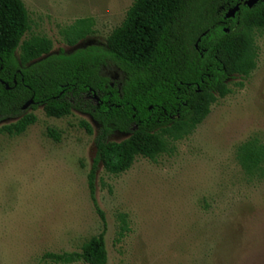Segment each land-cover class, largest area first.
I'll return each instance as SVG.
<instances>
[{"label": "rangeland", "instance_id": "374dc122", "mask_svg": "<svg viewBox=\"0 0 264 264\" xmlns=\"http://www.w3.org/2000/svg\"><path fill=\"white\" fill-rule=\"evenodd\" d=\"M22 1L31 19L27 36L49 38L53 52L73 49L66 31L80 19L92 20V33L76 46H105L134 2ZM257 45L256 69L230 80L232 93L176 143L173 155L137 157L118 176L98 167L107 264H264V179L249 182L234 155L251 135L264 137V31ZM102 72L121 84L115 68ZM29 111L37 121L23 134L0 131V264H56L44 255L80 252L104 228L88 189L98 124L79 110L60 119L42 106ZM15 121L3 120L0 128ZM127 137L116 133L112 140ZM120 214L130 231L118 239Z\"/></svg>", "mask_w": 264, "mask_h": 264}, {"label": "trees", "instance_id": "16d2710c", "mask_svg": "<svg viewBox=\"0 0 264 264\" xmlns=\"http://www.w3.org/2000/svg\"><path fill=\"white\" fill-rule=\"evenodd\" d=\"M248 1L134 0L105 46H76L92 33V20L80 19L66 31L73 49L53 52L49 38L27 36L31 19L22 0H0V122L16 119L0 131L23 134L37 121L29 110L40 106L58 119L83 111L99 126L88 189L103 231L80 252L47 253L46 260L107 264L106 220L95 197L98 167L118 176L137 157L156 161L173 155L176 143L232 93L230 80L250 76L257 67V36L264 31V0L252 6ZM106 67L121 73V84L103 75ZM31 99L34 103L24 110ZM83 126L93 133L90 125ZM116 133L128 137L114 141ZM47 134L61 138L55 129ZM234 155L249 182L264 179L263 136L251 135ZM119 220L121 239L130 228L126 214Z\"/></svg>", "mask_w": 264, "mask_h": 264}, {"label": "water", "instance_id": "95a60500", "mask_svg": "<svg viewBox=\"0 0 264 264\" xmlns=\"http://www.w3.org/2000/svg\"><path fill=\"white\" fill-rule=\"evenodd\" d=\"M258 1H259V0H249V1H248V5H249V6H252L254 3H256V2H258ZM238 8H239V5H237L234 9H232L231 12H230V15L233 16ZM230 15L228 14V16H230ZM7 89H9L8 86H7ZM33 103H34V102H33V100L31 99L30 101H28V102L24 105L23 109L26 110V109H27L28 107H30Z\"/></svg>", "mask_w": 264, "mask_h": 264}]
</instances>
